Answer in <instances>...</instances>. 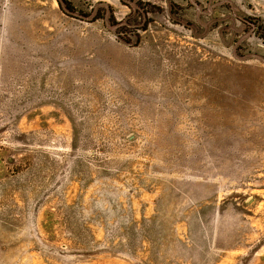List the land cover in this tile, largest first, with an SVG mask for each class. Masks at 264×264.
I'll return each mask as SVG.
<instances>
[{
  "label": "rangeland",
  "instance_id": "374dc122",
  "mask_svg": "<svg viewBox=\"0 0 264 264\" xmlns=\"http://www.w3.org/2000/svg\"><path fill=\"white\" fill-rule=\"evenodd\" d=\"M68 2L0 0V264H264V0Z\"/></svg>",
  "mask_w": 264,
  "mask_h": 264
},
{
  "label": "trees",
  "instance_id": "16d2710c",
  "mask_svg": "<svg viewBox=\"0 0 264 264\" xmlns=\"http://www.w3.org/2000/svg\"><path fill=\"white\" fill-rule=\"evenodd\" d=\"M59 3L61 6L62 5L65 6L66 10L73 12V8H72L71 4L68 2V0H59ZM110 12H111V10H110ZM144 18L145 19L143 20V22H140V23H137L134 25L136 31H138V32L143 31L144 32L148 29V25L151 22V20H149L147 17H144ZM95 19H98V17H95ZM248 24L251 26V28H252L251 30L254 33V35L257 36L259 39L264 41V24H261L257 21L256 22L248 21ZM113 25H115L117 27V26H120L121 24H119V23L114 24L113 23ZM122 27H119V28H122ZM135 36H136L135 43L137 44L140 41L137 32L135 33ZM123 40H125L126 42H129V43L132 42L131 38H123Z\"/></svg>",
  "mask_w": 264,
  "mask_h": 264
},
{
  "label": "crops",
  "instance_id": "0c3cea01",
  "mask_svg": "<svg viewBox=\"0 0 264 264\" xmlns=\"http://www.w3.org/2000/svg\"><path fill=\"white\" fill-rule=\"evenodd\" d=\"M254 34V33H253Z\"/></svg>",
  "mask_w": 264,
  "mask_h": 264
}]
</instances>
